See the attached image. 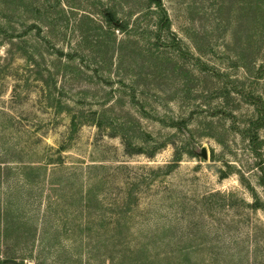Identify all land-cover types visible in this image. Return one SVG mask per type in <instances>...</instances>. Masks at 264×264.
I'll use <instances>...</instances> for the list:
<instances>
[{
  "label": "rangeland",
  "instance_id": "rangeland-1",
  "mask_svg": "<svg viewBox=\"0 0 264 264\" xmlns=\"http://www.w3.org/2000/svg\"><path fill=\"white\" fill-rule=\"evenodd\" d=\"M6 2L0 264H264V128L260 160L240 134L246 94L264 98V0H161L175 51L152 47L148 0ZM108 11L125 32H107ZM87 14L102 70L72 53Z\"/></svg>",
  "mask_w": 264,
  "mask_h": 264
},
{
  "label": "trees",
  "instance_id": "trees-1",
  "mask_svg": "<svg viewBox=\"0 0 264 264\" xmlns=\"http://www.w3.org/2000/svg\"><path fill=\"white\" fill-rule=\"evenodd\" d=\"M151 4L155 5V8L158 10V14H157V23H156V30L157 33H159V35H155V42L156 44H152L153 46H158V45H162L163 48H169V49H173L174 51L177 49V47L179 48V40L176 38V36H174V34L171 33V35L173 36H165L164 38L162 36H160V34L162 32H169L170 33V26H169V18L168 15L166 13V11L164 10V6L161 3V0H148ZM59 7H62V3L61 1L58 3ZM64 6V5H63ZM7 8V2L5 0H0V8L3 12H6V8ZM63 10V9H62ZM44 13L45 15H50L51 10L49 9V7H44ZM65 13V11H63ZM103 18H104V22L106 24V26L108 27V33L111 34V31L113 34H115V32H125L127 29V24L128 22H120L116 19L115 14L112 13L111 11H108L106 13H103ZM3 19V18H2ZM6 20V19H3ZM90 21L93 22V20L91 19L90 15H81L79 17V19L77 20V24L74 26L75 31H79L80 35L78 36V42H76V48L74 50H72V53H81L84 52L86 55H90L93 57L94 62L99 66L98 68L100 70L103 69V65L105 63V56H107V47L108 43L106 42V40H104L101 36L97 35L96 33H93L92 35H90L87 32H84L81 28L80 25L84 22V21ZM36 26V25H34ZM49 25H47L48 27ZM46 27V28H47ZM0 29L2 28V25L0 24ZM102 30V29H100ZM46 38V37H45ZM9 44H14L13 41H10ZM38 44V43H36ZM158 44V45H157ZM96 45L97 46V50L93 51L92 49H90L92 46ZM25 50V48H23ZM28 51V52H27ZM122 51V50H121ZM40 51L37 52L36 49H27L26 53L23 55V57L25 58V61L31 66H33V68H35L37 65H33L36 64L35 63V58L36 56H42L41 53H39ZM119 52V53H118ZM180 52V51H179ZM58 54H61V51H57ZM181 55H185L186 53H182L180 52ZM115 57L117 59V64L121 59V53L120 50H117L115 53ZM43 58V56L41 57ZM7 61V60H5ZM61 61V59H60ZM70 61L67 60V64ZM72 62V59H71ZM39 66H37L38 68ZM7 62L4 65H0V70L1 71H5L7 70ZM0 71V73H1ZM47 72V71H46ZM53 70L47 72V75L49 78H53L56 74L52 73ZM49 99L51 98V95L48 96ZM246 102L248 105H250L252 107V111H253V116L251 117V119H248V121H246V123L244 124V126L242 127L240 134L242 135V137L246 140L249 150L250 152L255 155L256 158H258L259 156V160L262 157L259 153V146L261 143V140L259 138V129L264 128V98L261 94H256L253 93V91H251L250 93L246 94ZM55 108V107H53ZM155 147H153L151 149V155H153L157 150L161 149L165 143H162V145L157 146V143H154ZM139 153H141L140 151H138ZM182 152H180L178 150V148H176V153L175 155L177 156H181ZM149 155V156H151ZM261 164H258L259 170L262 174V177L260 179V185L262 188V192H263V196H264V166ZM259 201H255L252 204V209L257 211L259 209Z\"/></svg>",
  "mask_w": 264,
  "mask_h": 264
},
{
  "label": "water",
  "instance_id": "water-1",
  "mask_svg": "<svg viewBox=\"0 0 264 264\" xmlns=\"http://www.w3.org/2000/svg\"><path fill=\"white\" fill-rule=\"evenodd\" d=\"M201 155H202L203 158H205L206 153H205V149L204 148L201 149Z\"/></svg>",
  "mask_w": 264,
  "mask_h": 264
}]
</instances>
